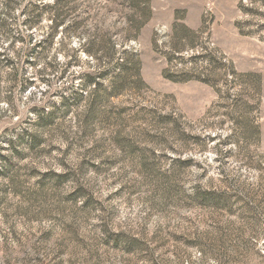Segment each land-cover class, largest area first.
<instances>
[{
    "label": "rangeland",
    "instance_id": "1",
    "mask_svg": "<svg viewBox=\"0 0 264 264\" xmlns=\"http://www.w3.org/2000/svg\"><path fill=\"white\" fill-rule=\"evenodd\" d=\"M69 7L0 41V264H264V0Z\"/></svg>",
    "mask_w": 264,
    "mask_h": 264
},
{
    "label": "trees",
    "instance_id": "2",
    "mask_svg": "<svg viewBox=\"0 0 264 264\" xmlns=\"http://www.w3.org/2000/svg\"><path fill=\"white\" fill-rule=\"evenodd\" d=\"M70 0H53L52 3H43L42 0H0V41L7 39V48L14 49L19 46L18 55L32 44L34 32L39 28L43 18L52 19L50 33L42 41H36L32 47H46L52 42L59 24H64L65 29H69L75 23H80L72 16L69 7ZM62 10L63 17L59 22L55 20V11ZM19 9V12H18ZM51 12L52 15H50ZM81 24V23H80ZM1 44V42H0ZM5 49L0 50V68L12 65L13 61L5 55ZM12 79L19 81L21 75L17 68L13 67ZM27 84V81L23 83ZM25 86V85H24Z\"/></svg>",
    "mask_w": 264,
    "mask_h": 264
}]
</instances>
